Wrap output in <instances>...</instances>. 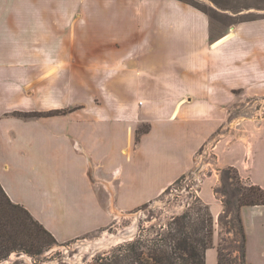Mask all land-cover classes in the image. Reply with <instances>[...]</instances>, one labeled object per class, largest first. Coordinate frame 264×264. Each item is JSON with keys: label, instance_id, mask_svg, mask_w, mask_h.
<instances>
[{"label": "crops", "instance_id": "1", "mask_svg": "<svg viewBox=\"0 0 264 264\" xmlns=\"http://www.w3.org/2000/svg\"><path fill=\"white\" fill-rule=\"evenodd\" d=\"M84 83L102 86L90 84L92 101ZM234 90L247 116L229 123ZM210 140L215 167L264 188V17L212 38L209 16L179 0H0V186L56 241L157 208ZM201 184L214 229L205 264H218L219 176ZM240 215L245 263L264 264V205ZM136 216L123 238L139 236Z\"/></svg>", "mask_w": 264, "mask_h": 264}, {"label": "rangeland", "instance_id": "2", "mask_svg": "<svg viewBox=\"0 0 264 264\" xmlns=\"http://www.w3.org/2000/svg\"><path fill=\"white\" fill-rule=\"evenodd\" d=\"M189 1L194 3L198 8L203 10L209 16L212 22V38L219 35L225 26L232 24L233 22H237L241 19L264 17V0ZM249 8H251V11L247 13L248 15L237 17L232 16V14L236 12H244L246 10H249ZM222 9H228L230 11L224 13L226 11ZM90 84L94 89H96L94 90L95 95L97 94V91L102 88V86L100 85V83H84V96H87L86 98L84 97V100L88 99L92 101V98L90 99V95L93 94H90ZM234 94L237 95V97H231L229 99L230 111L226 115L228 116L227 122L229 123H236V119L238 118V116H247L245 114L236 113L237 107L243 105L244 101L239 97L238 90H234ZM54 114L55 113L52 112V115ZM34 116H38V114H34ZM226 126V123L219 126V130L217 132L218 135H216L217 138L219 137V135L221 136L222 134L227 133L225 130ZM137 129V133L140 134L147 129V126L145 124H142L139 125ZM216 137H214V139H216ZM213 140L205 143L199 150V152L195 154L194 169L176 180L156 200L152 207L155 206L157 208L152 210L148 205H144L137 211L132 212L133 215H118L120 221L114 227L112 226L104 231H98L73 241H53V239L49 238L48 236L43 234L41 230H39V235L50 243V245L48 247H45L40 254H33L15 250L10 253V255L6 259L1 260L0 264L4 261H10L12 264H122L118 261V259L122 254L128 252L127 249L129 248V246L137 245L140 247V249L146 252L147 248H152L154 246L153 241L156 240L158 234H162L163 236L166 233V227L168 223H170L172 217H176L185 212H188L189 217H191L190 219L193 220L191 221V223H195L198 221L196 212L198 211V209H202L203 203L198 196V192L200 191V188L202 186L201 183L214 173L217 174L220 178V174L222 171V169H218L214 166V155L209 151V145ZM203 162H211L213 163V165L212 167L208 166L207 168H204ZM1 197L2 196L0 195V199ZM160 203L166 204V207L168 208L178 207L180 211L179 213H175L173 215L165 214L161 210V208L159 209ZM137 213L138 215H141L140 223L142 224V226H140L139 236H135L136 238L134 239L130 238L132 240L126 237L123 238L122 230L124 228H128L133 223V221L135 224ZM144 221H152L153 224L148 228H145L143 224ZM219 227L220 240L217 246V250L219 249L222 253L220 264H240L237 253L235 252L238 237L234 239L233 235L225 233L224 229H222L220 225ZM111 234L112 236H118L119 239L115 242H109L108 240L110 239ZM104 240H107V243H104ZM82 243L88 244L87 250H85L84 252H80L77 247ZM25 258H28V260Z\"/></svg>", "mask_w": 264, "mask_h": 264}, {"label": "trees", "instance_id": "3", "mask_svg": "<svg viewBox=\"0 0 264 264\" xmlns=\"http://www.w3.org/2000/svg\"><path fill=\"white\" fill-rule=\"evenodd\" d=\"M179 1L201 10L189 0ZM219 180L214 188V195L224 208L219 225L234 239L238 237L235 252L240 264H246V235L240 210L244 206L264 205V188L246 185L231 167L222 169ZM0 195V261L15 250L40 254L50 243L39 235V230L56 241L26 209L13 203L1 186ZM196 216L195 223H191L188 212L172 217L166 233L158 234L152 248L144 252L139 246L131 245L118 261L122 264H205V252L212 247L213 220L208 206L203 203ZM217 253L220 264L222 253L219 249Z\"/></svg>", "mask_w": 264, "mask_h": 264}, {"label": "bare ground", "instance_id": "4", "mask_svg": "<svg viewBox=\"0 0 264 264\" xmlns=\"http://www.w3.org/2000/svg\"><path fill=\"white\" fill-rule=\"evenodd\" d=\"M134 227H135V224H134ZM134 227L132 228V229H134ZM131 229V230H132ZM135 230V229H134ZM133 231V230H132ZM133 233V232H132ZM134 234V233H133ZM110 236V235H109ZM119 238H118V236H112V234H111V236H110V239L108 240L109 242H115V241H117ZM103 241V240H102ZM108 242V243H109ZM100 243V242H99ZM104 243H107V240H104ZM97 245V244H96ZM99 246V245H98ZM78 247V249L80 250V252H84L85 250H87V247H88V244L87 243H82V244H79V246H77ZM25 259H27L28 260V258H25ZM1 264H10V262H8V261H4V262H2Z\"/></svg>", "mask_w": 264, "mask_h": 264}]
</instances>
